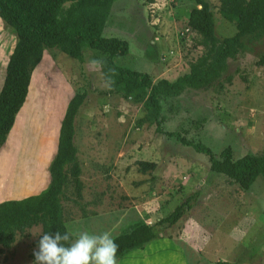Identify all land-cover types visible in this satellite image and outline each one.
Instances as JSON below:
<instances>
[{"label":"rangeland","instance_id":"374dc122","mask_svg":"<svg viewBox=\"0 0 264 264\" xmlns=\"http://www.w3.org/2000/svg\"><path fill=\"white\" fill-rule=\"evenodd\" d=\"M205 1L213 13L215 36L222 40L248 25L258 0ZM195 6L194 0H116L102 36L126 41L129 54L116 58L115 64L149 75L153 84L174 82L187 74L205 50L201 37L187 24ZM15 41L12 29L0 20V85L3 63ZM47 55L54 62L48 76L58 73L61 83L57 88L55 83L45 85L39 104L24 108L23 133L14 149L21 160L18 176L35 171L36 150L42 155L45 146L39 134L47 136L48 131L42 130L47 127L54 131L63 110L56 90L63 104L76 91L86 93L74 120L81 198L68 182L62 200L68 231H109L115 237L137 222L139 215H150L154 225L191 197V208H186L182 219L159 230L160 236L169 237L183 250L189 264H264L263 178L250 191H242L227 177L212 173L206 156L175 136L158 134L148 110L105 81L99 65L104 54L86 50L83 63L56 50ZM263 55L264 34L244 37L212 87L185 88L177 96L162 98L159 128L201 143L216 158L226 148L232 150L234 160L260 155L264 151V66L257 63ZM140 161L156 167L143 173ZM41 231L38 226L18 234L0 254V264H33L30 254Z\"/></svg>","mask_w":264,"mask_h":264},{"label":"trees","instance_id":"16d2710c","mask_svg":"<svg viewBox=\"0 0 264 264\" xmlns=\"http://www.w3.org/2000/svg\"><path fill=\"white\" fill-rule=\"evenodd\" d=\"M116 0H0V19L15 34L16 43L9 56L3 86L0 90V147L14 125L16 115L25 103L32 73L40 64L44 51L56 50L68 58L84 62L86 50L104 54L99 65L111 89L121 91L135 105H142L155 119L156 132L176 137L184 146L208 158L210 171L227 177L245 192L258 178L264 179V151L233 159L232 150L224 149L216 158L201 143H193L178 134L159 128L162 98L177 96L185 88L209 89L220 78L229 59L235 58L241 41L248 35L264 34V0H258L250 10V21L233 37L219 40L215 36L213 13L205 0H194L188 27L201 37L204 53L189 66V72L174 82L160 80L153 84L149 75L118 67L114 60L129 54V45L118 38L102 36L111 8ZM264 66V55L257 63ZM86 98L85 92H75L63 115L57 150L49 167V185L36 196L0 203V254L9 249L18 234L42 227L41 235L68 231L62 206L64 190L69 183L81 198V170L74 144V120ZM143 173L155 169L147 161L137 163ZM190 197L167 217L154 225L137 221L115 236L119 249L116 259L135 250H145L152 242L163 239L159 230L176 225L190 209ZM39 238L33 243L36 250ZM169 238V237H167ZM73 240V237H72ZM34 252V251H33ZM33 252L30 258L34 261ZM217 264H228L219 261ZM238 264V263H233Z\"/></svg>","mask_w":264,"mask_h":264},{"label":"crops","instance_id":"0c3cea01","mask_svg":"<svg viewBox=\"0 0 264 264\" xmlns=\"http://www.w3.org/2000/svg\"><path fill=\"white\" fill-rule=\"evenodd\" d=\"M47 56H48L47 51H44L42 61L32 73L25 103L23 104L22 108L16 115L14 125L10 130L5 143L0 147V203L11 200H22L30 196H36L41 192H43L49 185V181H50L49 167L57 150L60 124L63 115L65 113V109L68 104V101L73 97L75 92L63 104V102L60 101L59 88L58 90H56L57 101L61 104L63 110L59 114L60 119L58 116V118H56L55 120L56 123L54 125L55 130L49 131L47 129L48 127L46 128L45 126L47 130L46 129H42V130L48 131L45 132V135L47 134V136H43L42 131L41 134H39V139L41 138L40 143H42V145L45 146L43 147L44 149L42 155H39L40 150H36L35 158L38 157V163H36L35 165L36 166L35 171L31 172L29 175L22 178L18 176L17 165L18 162L21 160H20V155H18V153L15 154V149H14L15 144L17 143V141L19 140V138L23 133L22 130L25 123V117H24L25 113L23 111L24 108L27 107V110L28 107L32 109L34 106L39 104V100H40L39 97L43 94V91H46L47 89L45 85L53 86L52 84L55 83L56 86L53 87L57 88L59 87V83H61L59 77H57L58 73L51 74L50 76H48L49 70L54 65V62L51 63L49 59H47ZM8 59L6 60L5 63H3L2 66L4 69V73ZM3 82H4V78L0 85V90L3 86ZM56 131H58V134ZM43 159H45V161L42 163ZM150 218H151L150 215L142 214L139 215L138 221H144V223H146L147 225H152ZM117 262L118 264H189L183 250L175 246L172 243L171 239L167 237L152 242L145 250H135L129 252L125 254Z\"/></svg>","mask_w":264,"mask_h":264},{"label":"clouds","instance_id":"9594fccd","mask_svg":"<svg viewBox=\"0 0 264 264\" xmlns=\"http://www.w3.org/2000/svg\"><path fill=\"white\" fill-rule=\"evenodd\" d=\"M76 238L72 240V236ZM119 246L109 231L44 233L33 252V264H118Z\"/></svg>","mask_w":264,"mask_h":264}]
</instances>
